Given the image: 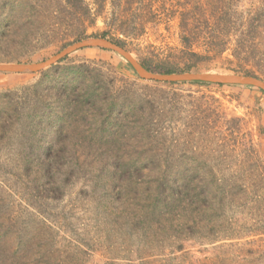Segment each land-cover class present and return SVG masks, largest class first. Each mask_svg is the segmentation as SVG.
I'll list each match as a JSON object with an SVG mask.
<instances>
[{
	"label": "rangeland",
	"instance_id": "374dc122",
	"mask_svg": "<svg viewBox=\"0 0 264 264\" xmlns=\"http://www.w3.org/2000/svg\"><path fill=\"white\" fill-rule=\"evenodd\" d=\"M85 3L0 0V63L89 38L152 68L177 63L184 13L204 51L231 4L227 51L194 72L264 81V0ZM245 21L255 49L236 59ZM161 175L171 203L153 190ZM0 264H264V91L144 81L103 48L0 73Z\"/></svg>",
	"mask_w": 264,
	"mask_h": 264
},
{
	"label": "trees",
	"instance_id": "16d2710c",
	"mask_svg": "<svg viewBox=\"0 0 264 264\" xmlns=\"http://www.w3.org/2000/svg\"><path fill=\"white\" fill-rule=\"evenodd\" d=\"M97 1L98 2L102 1V6H103V2L105 0H97ZM67 2L72 7H76V6L83 7L86 4L85 3L86 0H67ZM229 6H231V4L225 5L219 11L221 12V15L215 19V23L213 24L215 28L212 30V31L217 30V33L212 38H208V41L210 42L217 40L218 42H216V44L208 45L207 46L208 48L204 51H198L196 49H193L194 46L192 44V41H195V40L198 41L200 38V35L197 31H195L196 29L191 24L189 25L188 19L185 16L186 14L184 13L185 18L183 17L181 20V25L183 26L182 29L184 33L182 36L184 47L182 50L179 51L180 61H178L177 63L167 62L165 64H162V65H159L153 68L146 64H144L143 66L153 72L166 73V74L194 72V71L199 70V64L201 62H210L215 57L222 56L227 51V48L225 47V45L229 41L231 37V33L235 32V30H233L235 21L233 20L234 17H231L233 13L231 12L232 8ZM243 18L245 19L246 17H243ZM115 20L120 21V19H116V18ZM120 23H121L120 25L122 26L125 25L124 22H120ZM206 24L208 28H210L211 23L207 21ZM241 24H243V32L241 33L238 32V34L237 33L234 34L235 37L237 36V40H236L237 46L233 50L234 57L236 59L238 58L244 59L245 57L249 58L255 49L254 35L251 34V31L249 28L247 30H244V27L247 25V21L242 22ZM190 27H193V28H190ZM208 41H205V42L210 43ZM118 43L121 46H124L122 42L119 41ZM245 74L251 75L248 73H245ZM252 76H255V75H252ZM152 184H154L153 190L157 192L156 194L158 196L162 195L164 197L162 199L163 203L172 202L170 195L173 193V189L175 185L171 181L169 175H161L157 177V180L155 182H152Z\"/></svg>",
	"mask_w": 264,
	"mask_h": 264
},
{
	"label": "water",
	"instance_id": "95a60500",
	"mask_svg": "<svg viewBox=\"0 0 264 264\" xmlns=\"http://www.w3.org/2000/svg\"><path fill=\"white\" fill-rule=\"evenodd\" d=\"M85 48H103L125 58L137 72L139 77L148 82L160 84H179L201 82L217 85L228 86H248L255 87L264 91V81L256 76L245 74H215V73H156L145 68L138 63L126 49L120 44L112 42L105 38H89L76 42L53 57L38 63H0V73L25 74L39 73L45 69L51 68L54 65L62 62L70 54Z\"/></svg>",
	"mask_w": 264,
	"mask_h": 264
}]
</instances>
